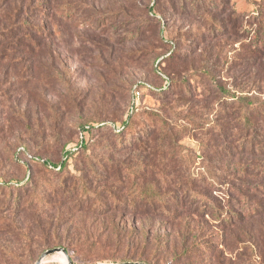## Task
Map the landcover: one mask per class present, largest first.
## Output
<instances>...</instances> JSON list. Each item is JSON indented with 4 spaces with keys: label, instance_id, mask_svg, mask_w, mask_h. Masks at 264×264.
<instances>
[{
    "label": "rangeland",
    "instance_id": "1",
    "mask_svg": "<svg viewBox=\"0 0 264 264\" xmlns=\"http://www.w3.org/2000/svg\"><path fill=\"white\" fill-rule=\"evenodd\" d=\"M32 1L44 3L25 0L23 8ZM78 1L87 16L77 11L79 4L72 18L64 17L58 8L44 11V4L29 14L0 12V180L10 185L0 189V206L11 205L0 208V264H36L57 242L68 249L74 264H121L123 258L135 256H144L151 264H209L208 253L200 258L195 249L190 250L195 242L213 244L235 264H264V214L223 231L213 214L193 218L196 222L183 218L168 224L154 216L93 215L70 204L52 218L42 215V228L32 221L26 192L34 184L39 185V193L63 192L60 184L67 174L71 180L88 178L107 196L114 189L130 188V201H109V206L118 208L144 206L145 200L134 204L132 199L143 188L165 194L174 189V179L180 184L189 179L206 196L198 206H220L222 220L229 219L226 212H233L229 195L236 194L244 182L249 188L261 186L264 178V155L243 153L245 131H234L227 141L223 138L234 123L233 102L221 91L253 88L250 94L264 102V30L257 33L258 16H250V27L246 24L252 12L264 10V0ZM193 4H204L208 15L196 11L195 16H187L179 8ZM115 15L118 20L113 23ZM235 21L238 29H233ZM23 22L32 25L36 40L42 39L31 55L17 42L25 34H18ZM123 24L118 31L116 26ZM210 24L217 27L210 29ZM125 30L136 36L140 31L143 37L132 39ZM155 47L160 49L155 52ZM136 51L146 53L139 59L132 57ZM161 69L172 86L133 99L136 83L164 85ZM132 100L143 110L133 119V136L119 138L108 129L92 131L89 147L73 157L64 173L29 162L30 156L17 161L16 151L24 147L42 160L61 163L65 147L78 141L82 125L119 122L126 118ZM151 132L165 141L152 144L147 153L127 149ZM108 159L120 160L131 169L123 171V185L96 183L101 168L112 167ZM14 197L22 204L16 206ZM12 227L17 231L14 235L9 232ZM157 240L169 245L162 257ZM180 250L187 252L182 259L174 255ZM59 256H50L43 264H66Z\"/></svg>",
    "mask_w": 264,
    "mask_h": 264
},
{
    "label": "trees",
    "instance_id": "2",
    "mask_svg": "<svg viewBox=\"0 0 264 264\" xmlns=\"http://www.w3.org/2000/svg\"><path fill=\"white\" fill-rule=\"evenodd\" d=\"M24 2L25 0H0V12L4 15H8L9 13L14 12L15 14H19L22 10L26 12L27 14L31 12H37L41 8L42 4L45 5L44 11H57L63 10L64 17H73V8L76 6L78 12L82 13V16H87L88 13L85 10L82 3H80L78 0H44V3H37L36 1H32V3H29L28 6L24 9ZM174 7L173 3H171ZM54 5V6H53ZM47 8H51V10H47ZM154 8V7H153ZM153 8L151 10H153ZM180 9L184 14L186 13L187 16H195L196 11H201L202 15L207 16V8L204 4H193L192 8H187L186 5L185 8L182 6H179ZM202 8V9H200ZM186 9V10H185ZM44 14V12H42ZM41 13V14H42ZM52 13V12H51ZM118 15H115L113 23L117 21ZM250 16H258V20L254 24L255 26H258L257 33L260 34L261 31L264 30V10L263 11H254L249 16L246 17V24L248 27H250V23L248 21L251 20ZM125 25L122 26H116L117 30H122ZM214 27H217L216 24L212 25L210 24V29ZM237 26V27H236ZM239 23L235 21L233 22V29L239 28ZM253 25L251 24V27ZM23 28V30H21ZM37 28V27H36ZM18 34L22 33L25 34L18 38L17 42L26 49L27 53L30 55L36 52V47L39 46L42 42V39L36 40L34 37V31L32 28V25L28 22H23L21 26L18 27ZM35 29V28H34ZM40 29V28H39ZM36 30L37 33L40 34V37L43 38L45 36L44 32H41L40 30ZM45 29V28H44ZM125 29V28H124ZM24 31V32H23ZM132 34V39H137L143 37V33L140 31H137V36L132 31H124V34ZM17 34V35H18ZM125 38V37H123ZM159 35H156V42H159ZM37 45V46H36ZM38 48V47H37ZM155 52L160 49V47H155ZM154 52V53H155ZM144 53L141 51H136L132 55V57L141 58L144 56ZM152 55V53L150 54ZM160 73L163 74L164 77V85L155 88L154 86H151L150 84L145 83H136L133 85L132 88V94L133 99L134 98H142L144 95V92L146 91H155V92H161L168 90L172 84L173 81L171 78L166 74L164 70H160ZM224 94H227L228 97L233 103V111L230 118L232 119L234 126L231 127L230 134L226 135L223 138L226 139H233L232 134L234 131L237 130L240 131L241 129L245 131V134L242 136L243 142H244V150L243 153L249 155V156H259L264 155V102L261 101V99L257 98L253 94H250L254 91L253 88L250 89H241L239 91H233L232 93L226 90H222ZM245 93V94H243ZM142 110L141 105H136L133 100L130 101V105L128 107V112L126 114V118L122 119L119 122H113L109 124H105L103 122L97 123V124H84L79 128V137L78 141L76 143L71 144L70 146H66L64 150V160L61 163L54 164L49 161L42 160L41 158H38L37 156H34L26 151L24 147L18 148L16 151V158L18 159V162H22L21 160L23 157L30 156L29 162H39L46 166L51 172L56 173H64L67 169V165L72 161L73 157H75L80 152L86 150L89 146V134L94 130H102V129H108L115 135L116 137H123L125 135L133 136V130L135 129L133 119L135 116H137ZM143 111V110H142ZM231 135V137H230ZM249 139H251L249 141ZM161 141H165L162 136H155V132H151L144 140L138 139V142H133L131 144V147L127 149H135L142 153H147V149H151L152 144H159ZM232 141V140H231ZM237 141V140H236ZM239 141V140H238ZM237 141V142H238ZM236 142V143H237ZM235 148V147H233ZM259 148V149H258ZM23 156V157H22ZM110 163H112V167H106L103 166L100 170V173H103L100 175V178L96 182L97 184H103L108 185L112 184V182L119 183L123 185L125 182V177L123 174V171L128 170L129 166L125 164L124 162H114L111 159H108ZM25 165L26 163L23 162ZM131 169H129L130 171ZM96 174L98 172L95 170ZM30 173V172H29ZM136 174L138 175L137 171ZM139 177L142 178V175L139 174ZM29 178V177H28ZM63 182L61 185L62 189L65 187V190L63 189V192H60L59 190L52 189L51 194H47L46 190H43L42 193H39V185L33 186V188L30 190V193H28L27 189L25 192L27 193V202L29 203V208L31 212H34L32 215V221L34 223H37L40 228H42V223L40 222V219L42 215H48V218H52L51 215L55 216L60 213V209L62 207H68L70 204H72L73 208L75 210L79 211H85L87 213H91L93 215L102 216L108 213H116V214H132V215H141V216H154L163 218L166 223L168 224H175L178 221H181L183 218L185 219H191L192 222H196L193 218H205V215H217L219 220L215 216V220L220 222L219 224L220 228L224 231L225 229L233 228L238 225H243L247 221L254 222L255 219L260 218L264 214V178H262V184L261 186L249 188L247 182H244V187L237 190L236 194L229 195V206L231 205V208L233 209V212L230 210V212H226L228 214L229 219L228 220H222L221 215H223V209L215 205L213 210L216 212H213L212 209L203 208L198 206V203L201 198L206 197L204 193L200 192L198 188H194V185L191 184V180H186L184 184H180L178 179H174L173 186L174 189L168 190L165 194H160L157 191H152L151 188H143L141 189L142 192L139 196L133 197L134 204H136L137 200H145L147 203L144 204V206H124L123 208H118L117 206H109V201H119V203L130 201L129 196V189L124 188L122 190L114 189L113 191L109 192V195L107 196L105 190H99L97 187H94L93 181L89 180L86 177H83L81 179H75L71 180L69 174L64 175ZM71 182V184L67 185V183ZM27 182H30L29 180ZM147 182V181H144ZM22 183V182H21ZM191 185V187H187L185 185ZM136 182H132V186H135ZM9 184H6L5 182L0 180V189H8ZM19 187H23V184ZM139 187V186H137ZM186 187V189H185ZM137 189V188H136ZM44 194V195H43ZM47 194V195H46ZM64 194H66V197H62ZM231 196V197H230ZM96 199L95 202H92V199ZM16 199V206L22 204L20 201V198L14 197L13 200ZM12 200V201H13ZM11 201V202H12ZM18 201V202H17ZM39 206V209L35 208V205ZM11 205L6 204L3 207L0 206L1 209H8ZM45 207L49 208V211H45ZM235 208L237 210H235ZM1 212V211H0ZM212 217V216H211ZM214 220V222H215ZM52 221V220H51ZM250 223V222H247ZM208 224V223H207ZM209 225V224H208ZM53 226V224H52ZM47 226H44L45 228ZM261 227L264 230V223H262ZM18 228V227H17ZM19 229V228H18ZM20 230V229H19ZM9 232L11 235H14L17 231L14 227H12ZM224 236V234H223ZM224 239V238H223ZM148 243L152 242V240L147 241ZM224 242V240H223ZM208 243V242H207ZM225 243V242H224ZM157 246V250L159 252V255L162 257L165 255L167 251L168 253V243L165 240H157L155 242ZM264 246V243H262ZM168 245V246H167ZM226 246V244H225ZM54 248H64L67 252L68 249L64 247L62 243H55L53 244L49 249ZM262 249V246H259V249ZM48 249V250H49ZM196 250L198 253V256L201 258L204 253H208L206 258L209 260V264H235L233 263L229 258H227L223 253L217 252V250L214 248L213 244L208 243L202 246L201 244L195 242L193 245V248L190 250ZM185 251H178L176 252L175 257L178 259H182L187 254ZM262 257L264 258V247L263 251L261 252ZM122 261L125 262H144L147 264H151V260L146 259L144 256H135L130 258H123Z\"/></svg>",
    "mask_w": 264,
    "mask_h": 264
},
{
    "label": "water",
    "instance_id": "3",
    "mask_svg": "<svg viewBox=\"0 0 264 264\" xmlns=\"http://www.w3.org/2000/svg\"><path fill=\"white\" fill-rule=\"evenodd\" d=\"M53 255H64L67 259L66 264H74V262L69 257L68 252L64 248H54V249H49V250L45 251L42 254L41 258L36 262V264H43L46 258L53 256ZM121 264H147V263H144V262H124Z\"/></svg>",
    "mask_w": 264,
    "mask_h": 264
},
{
    "label": "bare ground",
    "instance_id": "4",
    "mask_svg": "<svg viewBox=\"0 0 264 264\" xmlns=\"http://www.w3.org/2000/svg\"><path fill=\"white\" fill-rule=\"evenodd\" d=\"M59 260H61V261L65 262V263H67V259H66V257H65L64 255H60V256H59Z\"/></svg>",
    "mask_w": 264,
    "mask_h": 264
}]
</instances>
